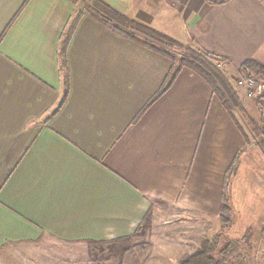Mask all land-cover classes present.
I'll return each instance as SVG.
<instances>
[{
  "label": "crops",
  "instance_id": "crops-1",
  "mask_svg": "<svg viewBox=\"0 0 264 264\" xmlns=\"http://www.w3.org/2000/svg\"><path fill=\"white\" fill-rule=\"evenodd\" d=\"M98 1L231 71L264 67V0ZM94 5L0 0V264H45L53 244L126 241L155 211L218 221L235 162L232 187L246 169L260 188L252 154L264 153L244 118L261 122L264 103L244 99L233 76L237 105H226L186 66L163 91L175 62ZM258 203L253 243L264 237Z\"/></svg>",
  "mask_w": 264,
  "mask_h": 264
},
{
  "label": "rangeland",
  "instance_id": "rangeland-1",
  "mask_svg": "<svg viewBox=\"0 0 264 264\" xmlns=\"http://www.w3.org/2000/svg\"><path fill=\"white\" fill-rule=\"evenodd\" d=\"M86 1L90 0H84ZM185 51V48L177 47L172 52L179 59L186 53ZM222 69L225 70V76L232 81L235 75L233 68L232 71L226 66ZM249 117L259 129L262 128L257 115L250 114ZM244 119L249 131L256 136L247 118ZM252 156L257 162L256 167L260 171L259 174L263 175L260 178V188L250 181V175L246 169L238 175L239 185L232 187V179L237 172L235 170L233 176L228 179V195L232 211L224 218L221 217V213L218 221L199 215L187 216L176 208L172 213L169 209L162 212L155 211L148 218L145 231L120 243L50 245L49 250L41 253L45 258V264H180V261L199 248L205 239H213L216 235L220 236L219 247L216 251L219 259L222 258L221 250L227 244L231 242L239 244L236 255L226 264L231 262L233 264H259L260 261V264H264V258L260 260L261 254L258 256L256 253L264 246V237L255 239L253 243L254 235L251 234L256 224L255 214L258 215L262 211L258 200L264 195L262 190L264 188V156H258L255 153ZM254 170L257 172L255 167ZM225 223H230L231 230L241 236L230 239L228 235H224L228 228L223 231L221 228ZM238 254L242 257L238 258ZM34 264L44 263L37 259Z\"/></svg>",
  "mask_w": 264,
  "mask_h": 264
},
{
  "label": "trees",
  "instance_id": "trees-1",
  "mask_svg": "<svg viewBox=\"0 0 264 264\" xmlns=\"http://www.w3.org/2000/svg\"><path fill=\"white\" fill-rule=\"evenodd\" d=\"M95 7L99 13L105 14L109 17L107 20L109 23L117 22L118 25H113L114 28L121 32L122 34L135 39L142 41L149 47L156 49L162 52L164 55L170 57L175 65L173 70L165 83L163 91H165L169 85L173 82L179 70L183 67H189L195 72L202 75L207 81H209L214 87L215 90L219 93V96L224 101L226 105L234 104L237 105V95L234 90L231 82L225 76L223 69L219 68L217 64L208 56L204 55L202 52L196 48L191 47L190 45H185L179 41L172 39L171 37L158 32L144 24L138 23L134 20L129 19L123 14L119 13L114 8L98 1L93 0ZM97 12V11H96ZM125 25L129 27L127 31L122 30L119 25ZM141 37V38H140ZM177 47L185 48V54L177 59L173 54V50ZM241 69L247 70L249 72L255 71L258 75L264 77V67L259 65L255 61H248L241 67ZM261 105L264 103V100L260 101ZM249 123L253 128V131L256 133L257 141L262 151L264 152V113L261 118L262 128L259 129L255 123L249 119ZM239 157V156H238ZM236 170V162L233 164L231 169L228 171V178L224 187L223 203L221 206V217L224 218L225 215L230 214L232 211L230 205V198L228 195V179L231 177ZM230 223H225L222 226L221 230L223 231L226 228H229ZM220 236L216 235L213 239H205L199 248H197L193 253L185 256L180 264H226L230 259L236 255L238 251L239 244L231 242L221 250L222 258L219 259L216 256V251L219 247Z\"/></svg>",
  "mask_w": 264,
  "mask_h": 264
},
{
  "label": "built area",
  "instance_id": "built-area-1",
  "mask_svg": "<svg viewBox=\"0 0 264 264\" xmlns=\"http://www.w3.org/2000/svg\"><path fill=\"white\" fill-rule=\"evenodd\" d=\"M217 66L222 68L228 63L225 59H217ZM235 73L234 80L240 88L241 95L244 99L254 101L264 100V77L256 76L255 74L241 69L232 67Z\"/></svg>",
  "mask_w": 264,
  "mask_h": 264
}]
</instances>
